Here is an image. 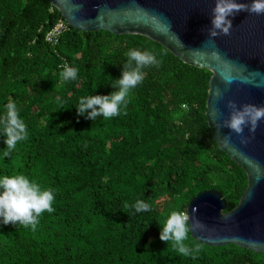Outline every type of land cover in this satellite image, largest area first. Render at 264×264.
I'll list each match as a JSON object with an SVG mask.
<instances>
[{
    "label": "trees",
    "instance_id": "1",
    "mask_svg": "<svg viewBox=\"0 0 264 264\" xmlns=\"http://www.w3.org/2000/svg\"><path fill=\"white\" fill-rule=\"evenodd\" d=\"M61 18L49 0H0V111L15 101L30 132L11 158L0 136V175L56 190L55 211L35 230L0 223V264H264V253L210 246L191 231L195 259L160 239L170 213L187 212L198 193L221 191L231 211L249 183L208 122L213 72L141 34L70 25L54 46L47 33ZM131 48L157 53L161 64L145 69L126 114L78 117L79 97L115 91L111 79ZM64 62L79 67L77 80H60ZM137 200L152 210L135 213Z\"/></svg>",
    "mask_w": 264,
    "mask_h": 264
},
{
    "label": "water",
    "instance_id": "2",
    "mask_svg": "<svg viewBox=\"0 0 264 264\" xmlns=\"http://www.w3.org/2000/svg\"><path fill=\"white\" fill-rule=\"evenodd\" d=\"M79 30L141 34L184 62L213 72L207 117L215 139L248 175V186L231 211L221 191L208 189L189 203L191 234L210 246L236 244L264 253V120L243 136L217 121L230 117L229 101L264 106V14L240 11L228 35L210 37L216 0H49ZM250 4L251 0H239ZM230 81V82H229ZM222 93L217 97V91ZM230 134L231 142L223 137Z\"/></svg>",
    "mask_w": 264,
    "mask_h": 264
},
{
    "label": "clouds",
    "instance_id": "3",
    "mask_svg": "<svg viewBox=\"0 0 264 264\" xmlns=\"http://www.w3.org/2000/svg\"><path fill=\"white\" fill-rule=\"evenodd\" d=\"M240 11L264 14V0H251L250 4L241 3L239 0H216L211 20L212 27L209 31L210 37L230 34L233 25L229 17L235 16ZM125 56L127 60L123 63L121 76L111 79L115 91L110 94L79 97L75 106L78 117L83 116L97 121L98 118L109 120L126 114L125 110L133 91L145 80V69L158 68L161 64L158 54L148 49L131 48ZM79 72V67L69 66L64 62L59 78L63 82L75 81ZM216 95L220 98L222 93L218 90ZM228 107L231 109L230 117L223 121L218 120L216 127L230 129L241 136V143L247 144L249 138L242 135L244 129L248 126L250 132L255 133L261 120H264V106L251 103L240 106L235 101H229ZM0 136L4 137L6 144V150L3 152L6 158H11L18 144L30 138L28 125L15 101L9 100L0 111ZM223 142H231L230 134L224 135ZM55 200L54 188H44L26 175H0V223L2 224L30 227L35 230L45 212L51 214L55 211ZM132 207L135 213L152 210L151 204L144 200H137ZM191 230L189 214L184 210H174L162 224L160 239L168 244L171 242L178 254L195 259L201 247L199 244L191 247L187 243Z\"/></svg>",
    "mask_w": 264,
    "mask_h": 264
},
{
    "label": "built area",
    "instance_id": "4",
    "mask_svg": "<svg viewBox=\"0 0 264 264\" xmlns=\"http://www.w3.org/2000/svg\"><path fill=\"white\" fill-rule=\"evenodd\" d=\"M70 27L69 22L65 18H61L47 33V40L52 45H57L63 33H65ZM187 107L186 105H184Z\"/></svg>",
    "mask_w": 264,
    "mask_h": 264
}]
</instances>
